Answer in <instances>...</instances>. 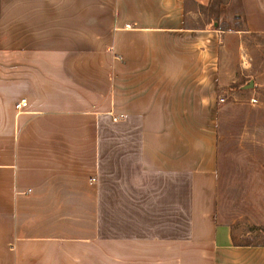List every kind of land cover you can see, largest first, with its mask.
Returning <instances> with one entry per match:
<instances>
[{
  "label": "crops",
  "instance_id": "0c3cea01",
  "mask_svg": "<svg viewBox=\"0 0 264 264\" xmlns=\"http://www.w3.org/2000/svg\"><path fill=\"white\" fill-rule=\"evenodd\" d=\"M228 11L264 37V0H0V264H264L216 217Z\"/></svg>",
  "mask_w": 264,
  "mask_h": 264
},
{
  "label": "rangeland",
  "instance_id": "374dc122",
  "mask_svg": "<svg viewBox=\"0 0 264 264\" xmlns=\"http://www.w3.org/2000/svg\"><path fill=\"white\" fill-rule=\"evenodd\" d=\"M209 14L215 16L214 11ZM220 17L219 28L232 32L223 63L237 80L229 85L234 94H220L216 217L231 228L236 243L264 244V86L259 80L264 75V37L238 31L242 20L232 19L229 11ZM204 21L210 27L208 18ZM252 97L257 100L253 105Z\"/></svg>",
  "mask_w": 264,
  "mask_h": 264
},
{
  "label": "built area",
  "instance_id": "2783aa9c",
  "mask_svg": "<svg viewBox=\"0 0 264 264\" xmlns=\"http://www.w3.org/2000/svg\"><path fill=\"white\" fill-rule=\"evenodd\" d=\"M256 101H257V100H256L255 98H253V97L250 98V100H249V102H250L251 105L255 104ZM218 102H219V103H223V102H224V98H223V97H220L219 100H218ZM25 106H26V102H25L24 100H22V101H20L19 103H17L15 107H16V109L18 110V109H20V108H22V107H25ZM92 181H93V179H92Z\"/></svg>",
  "mask_w": 264,
  "mask_h": 264
}]
</instances>
